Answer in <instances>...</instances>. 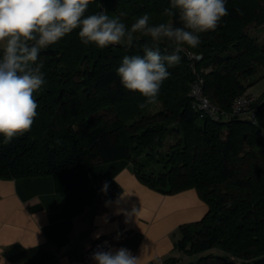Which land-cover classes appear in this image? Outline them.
Instances as JSON below:
<instances>
[{"label":"trees","instance_id":"1","mask_svg":"<svg viewBox=\"0 0 264 264\" xmlns=\"http://www.w3.org/2000/svg\"><path fill=\"white\" fill-rule=\"evenodd\" d=\"M169 6L170 0H90L85 15L124 12L120 18L130 27L147 13L153 25L181 26L178 16L163 15ZM226 7L218 28L200 34L198 48L185 46L157 102L144 109L138 107L144 98L124 89L116 70L125 55H143L149 37L136 34L131 48L101 50L84 45L75 29L42 50L46 84L34 94L39 114L28 133L8 144L0 136V178L126 159L145 185L161 193L193 188L207 205L201 218L177 227L175 248L191 257L187 264H264V94L250 105L254 118L230 112L233 99L264 77V44L247 31L264 24V0H226ZM198 77L217 118L193 104Z\"/></svg>","mask_w":264,"mask_h":264},{"label":"crops","instance_id":"2","mask_svg":"<svg viewBox=\"0 0 264 264\" xmlns=\"http://www.w3.org/2000/svg\"><path fill=\"white\" fill-rule=\"evenodd\" d=\"M206 210L195 189L161 193L141 182L126 159L54 175L0 178V259L95 264L84 261L83 253L108 238L109 248L129 249L140 264L170 256L178 257L173 264H187L190 256L175 248L177 227ZM35 240L36 247H24Z\"/></svg>","mask_w":264,"mask_h":264},{"label":"clouds","instance_id":"3","mask_svg":"<svg viewBox=\"0 0 264 264\" xmlns=\"http://www.w3.org/2000/svg\"><path fill=\"white\" fill-rule=\"evenodd\" d=\"M89 4L90 0H0V136L4 144L28 133L39 114L34 94L46 84L41 51L73 30L79 29L84 45L101 50L111 45L131 48L139 38L136 34L150 38L143 55H125L116 70L123 88L144 98L138 105L144 109L157 102L161 86L170 76L168 69L180 62L185 46L198 48L200 34L215 31L228 15L226 0H170L163 15L178 16L181 26L153 25L145 13L128 27L120 18L124 12L114 17L107 10L85 15ZM161 44L168 54H162ZM38 243L35 240L24 247ZM90 258L95 264H140L141 260L123 247L98 249ZM0 264L5 260L0 259Z\"/></svg>","mask_w":264,"mask_h":264},{"label":"built area","instance_id":"4","mask_svg":"<svg viewBox=\"0 0 264 264\" xmlns=\"http://www.w3.org/2000/svg\"><path fill=\"white\" fill-rule=\"evenodd\" d=\"M191 58L200 59L201 54H189ZM202 78L198 77L192 85L190 94L194 98V105L201 110L202 114H207L211 117L217 118L218 109L211 101L203 94L201 87ZM255 99V95L251 93H245L235 97L231 104V113L232 114H244L248 113L250 110L249 105ZM252 114V113H251ZM253 115V114H252ZM111 243L108 238H101L92 243L83 253V260L89 261L91 255L98 249L107 250L110 247ZM143 264H165L163 260H154L145 262Z\"/></svg>","mask_w":264,"mask_h":264},{"label":"rangeland","instance_id":"5","mask_svg":"<svg viewBox=\"0 0 264 264\" xmlns=\"http://www.w3.org/2000/svg\"><path fill=\"white\" fill-rule=\"evenodd\" d=\"M247 31H248L249 35L251 37L255 38L259 44H264V24L257 25V26L251 25L247 28ZM248 92L255 95V99L257 96L264 94V77L260 78L257 82H255L253 85H251L248 88ZM251 103H250V105H251ZM250 105H249L250 110L248 112L250 113V117L254 118V112H253V109L251 108ZM244 114H248V113H244ZM169 141H172V138H170ZM211 251L217 253V251L215 249H211L208 252H211ZM189 259H191V257ZM183 264H186V263L184 262Z\"/></svg>","mask_w":264,"mask_h":264}]
</instances>
